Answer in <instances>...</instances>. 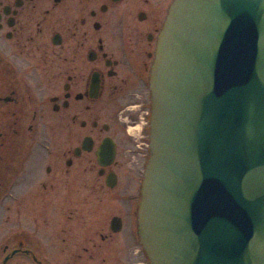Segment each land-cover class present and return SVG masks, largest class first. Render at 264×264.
<instances>
[{"label":"flooded vegetation","instance_id":"af4514ba","mask_svg":"<svg viewBox=\"0 0 264 264\" xmlns=\"http://www.w3.org/2000/svg\"><path fill=\"white\" fill-rule=\"evenodd\" d=\"M172 2L0 0V264H150L137 208Z\"/></svg>","mask_w":264,"mask_h":264},{"label":"water","instance_id":"95a60500","mask_svg":"<svg viewBox=\"0 0 264 264\" xmlns=\"http://www.w3.org/2000/svg\"><path fill=\"white\" fill-rule=\"evenodd\" d=\"M137 208L150 264H264V0H173Z\"/></svg>","mask_w":264,"mask_h":264},{"label":"rangeland","instance_id":"374dc122","mask_svg":"<svg viewBox=\"0 0 264 264\" xmlns=\"http://www.w3.org/2000/svg\"><path fill=\"white\" fill-rule=\"evenodd\" d=\"M139 169H140V167H139Z\"/></svg>","mask_w":264,"mask_h":264}]
</instances>
